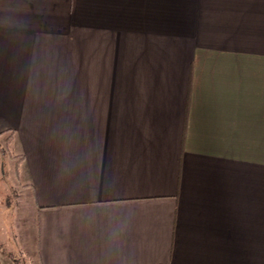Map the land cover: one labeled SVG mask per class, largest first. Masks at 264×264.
<instances>
[{
  "label": "crops",
  "instance_id": "obj_1",
  "mask_svg": "<svg viewBox=\"0 0 264 264\" xmlns=\"http://www.w3.org/2000/svg\"><path fill=\"white\" fill-rule=\"evenodd\" d=\"M0 135L39 264H264V0H0Z\"/></svg>",
  "mask_w": 264,
  "mask_h": 264
},
{
  "label": "rangeland",
  "instance_id": "obj_2",
  "mask_svg": "<svg viewBox=\"0 0 264 264\" xmlns=\"http://www.w3.org/2000/svg\"><path fill=\"white\" fill-rule=\"evenodd\" d=\"M15 154L0 135V264H39L33 195L21 186Z\"/></svg>",
  "mask_w": 264,
  "mask_h": 264
}]
</instances>
